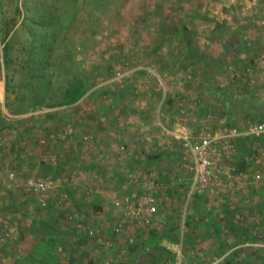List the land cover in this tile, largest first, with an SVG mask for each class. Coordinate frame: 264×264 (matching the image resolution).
Masks as SVG:
<instances>
[{
    "label": "rangeland",
    "instance_id": "rangeland-1",
    "mask_svg": "<svg viewBox=\"0 0 264 264\" xmlns=\"http://www.w3.org/2000/svg\"><path fill=\"white\" fill-rule=\"evenodd\" d=\"M42 46L52 97L34 106ZM261 55L264 0H0V264H264V192L225 180L228 130L264 123ZM73 76L86 94L46 107ZM203 132L223 137L205 188L179 139Z\"/></svg>",
    "mask_w": 264,
    "mask_h": 264
},
{
    "label": "trees",
    "instance_id": "trees-1",
    "mask_svg": "<svg viewBox=\"0 0 264 264\" xmlns=\"http://www.w3.org/2000/svg\"><path fill=\"white\" fill-rule=\"evenodd\" d=\"M53 25L54 23L51 22ZM47 37L49 38L50 42H54L53 38L51 36H49V34H47V36H45L44 38L47 41ZM44 41V40H43ZM50 47L48 46L47 49H49ZM7 45L4 43V51H3V58L7 57L8 53H7ZM45 49L42 46L41 48H39L38 53L40 54L39 59H36L35 61H33L30 65V68L33 66L32 70H29L28 73L26 74L28 77H31L32 79H35L36 81L34 84V87H38V90L40 89V93L41 95L39 96L38 100H35L33 102L34 106H38L39 103H42V101L44 100V97L48 96V97H52L51 95V85L53 84L52 80H51V76H49L46 72V67H45V62H47L46 59H48L49 56V50ZM31 54V53H29ZM31 84V83H30ZM62 88L59 89V92L61 93V97L60 100H57L58 102H54V103H47L46 107H55L54 105L57 106H69L72 105L74 103H76L84 94H86V92L89 89V86H87L85 84V82L83 81V79L78 78V77H70L66 79V82L61 86ZM33 89L32 85H29L26 90L27 92H30ZM52 99V98H50ZM23 112V110H22ZM1 122V120H0ZM1 125V124H0ZM2 127V126H0ZM6 127L4 126V128H1V130L5 129ZM264 135L262 134L261 136H259L260 138L263 137ZM249 137V138H248ZM246 136V137H236L234 138L235 143H237L236 145L239 146L238 147V154H237V161H238V171H243L246 168V163L243 162V156H242V149H246L247 148V144H245L247 142V140L249 139H254V137L256 136ZM256 137V138H259ZM247 139V140H246ZM262 139V138H261ZM261 142L263 143L262 145L264 146V139L261 140ZM214 223V222H213ZM215 228L217 229V224L214 223ZM152 235V241L149 242V246L148 248H150V250L156 254V253H161L158 252V248H157V242L160 239V237L158 235H154V233L151 234ZM172 239H176L174 237H172ZM165 258H170L171 256L168 255L169 252H166L163 250ZM162 254V253H161Z\"/></svg>",
    "mask_w": 264,
    "mask_h": 264
},
{
    "label": "built area",
    "instance_id": "built-area-1",
    "mask_svg": "<svg viewBox=\"0 0 264 264\" xmlns=\"http://www.w3.org/2000/svg\"><path fill=\"white\" fill-rule=\"evenodd\" d=\"M263 61L264 55H261L260 63H262ZM262 134H264V123H247L246 127L243 129V132L239 131L236 128L228 130V135L230 138L242 136H260ZM201 136L202 137L199 142L192 140L189 136H186L185 134L179 135V139L181 140L183 147L187 149L191 155L193 166H191L190 169L193 170L195 176L194 179L197 180L201 188H205L212 179V173L210 172V170L214 165H216V161L212 160L209 154L211 142H213L216 138L220 139L223 137H212L210 133L206 132L201 133ZM217 166L219 171L221 169V166ZM263 177L264 171L259 169L257 171H254L252 175V180L255 182H261L263 180ZM30 189L35 192H44L46 191L47 186L43 182L33 183L30 184Z\"/></svg>",
    "mask_w": 264,
    "mask_h": 264
},
{
    "label": "crops",
    "instance_id": "crops-1",
    "mask_svg": "<svg viewBox=\"0 0 264 264\" xmlns=\"http://www.w3.org/2000/svg\"><path fill=\"white\" fill-rule=\"evenodd\" d=\"M252 175H251L252 183L251 182L245 183L244 180H242V179H244V176H243V174L240 173V171L235 172L234 174H231V175L227 174V177L225 180L227 182L226 185L231 187V188H229V192H264V188L259 187V185L262 184V182H264V177H263V180L261 182H255L252 180ZM240 177H242V178H240ZM239 179L241 180V182L238 181ZM252 184H256V185H252ZM238 190H240V191H238ZM218 191H216V192H218ZM259 206H261L260 203H259Z\"/></svg>",
    "mask_w": 264,
    "mask_h": 264
}]
</instances>
